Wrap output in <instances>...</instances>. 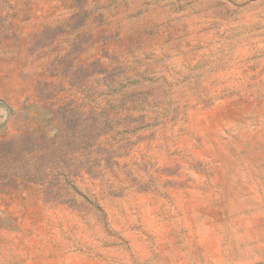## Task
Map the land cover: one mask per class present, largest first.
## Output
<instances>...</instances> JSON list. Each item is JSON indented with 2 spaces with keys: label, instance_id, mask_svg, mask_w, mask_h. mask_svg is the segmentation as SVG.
I'll list each match as a JSON object with an SVG mask.
<instances>
[{
  "label": "rangeland",
  "instance_id": "1",
  "mask_svg": "<svg viewBox=\"0 0 264 264\" xmlns=\"http://www.w3.org/2000/svg\"><path fill=\"white\" fill-rule=\"evenodd\" d=\"M0 264H264V0H0Z\"/></svg>",
  "mask_w": 264,
  "mask_h": 264
}]
</instances>
